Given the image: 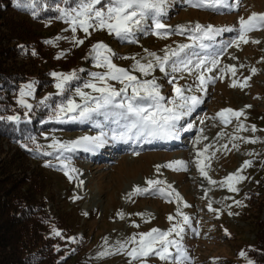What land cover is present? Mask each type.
<instances>
[{
  "label": "rangeland",
  "instance_id": "1",
  "mask_svg": "<svg viewBox=\"0 0 264 264\" xmlns=\"http://www.w3.org/2000/svg\"><path fill=\"white\" fill-rule=\"evenodd\" d=\"M227 3L232 6L231 9L220 8L213 11L195 7L189 0H167L161 22L171 26L169 34H155L152 21L149 20V27L144 32H137L134 42L118 39L106 30L90 29L91 35L86 36L78 29L73 34L69 24L56 17L31 21L33 28L44 38L41 46L44 56L39 60L40 70L49 73L52 83L45 91H38L39 77L36 75L21 83L23 86L33 82L34 95L26 97L33 105L30 111L17 103L18 95L15 98L12 115H19L20 121L30 118V114L42 106L40 102L45 97H49L46 102L49 104L56 96H61L64 101L75 98L79 102L80 98L74 97L76 89L82 88L91 79L90 73L104 71L89 56L92 46L99 41L107 44L115 53L114 64L128 69L141 80L154 77L161 85L160 91L165 102L174 96V84L169 83L173 77L176 86H191L192 92H186V95H197L202 101L190 115L183 116L177 122L180 131L175 137L176 143L172 141V137L166 138L167 145H163L165 141L160 137L113 140L111 130H119L118 125L113 122L112 117L106 118L103 114H94L91 119L83 122L69 123L50 119L62 127L46 130L36 139V145L42 146L41 151H52L47 146L53 139L68 142L84 136H98L101 132L108 133L107 143L95 149V152L78 148L65 153L70 157L66 163L77 170L71 173V179L62 170L55 155L42 159L43 155L37 154L36 147L29 148L36 160L40 159V164L54 165L46 166L45 176L49 185L44 193L47 201L45 208L48 214L54 217L62 215L73 225L74 235H61L65 243L63 257H69L67 264H142V261L146 264H177L174 259L163 261L154 255L133 260L127 252L137 245L131 242L125 244L124 251L115 252L120 243L129 241L133 236L138 241L140 233H147L152 229L167 231L177 223L184 227L182 238L175 237V233L170 238L180 239L188 256L183 264H249V261H254L247 248L255 245L259 206L264 203V171L260 168L264 165V29L248 33L250 42L241 43L239 48L226 47L236 38V31H224L212 40H204L203 43L207 45L205 48L200 47L199 40L191 39L190 31H184L183 34L176 31L178 25L191 27L196 23L216 28H238L240 17L247 18L253 12L264 13V0H229ZM57 4L60 7H70L74 6V0H69L68 4L62 0H54L55 10ZM20 8L29 17L36 11V8ZM73 35L83 39L84 43L76 45ZM58 36L66 39L56 40ZM252 40L259 43H252ZM181 44L192 45L179 58L194 62L190 66L191 72H172L170 67H166L169 74L165 75L157 67L145 76L133 68L136 60L147 63L154 59L145 50L162 57L166 51L170 52ZM6 45L10 47L8 43ZM217 56L219 64L216 67L209 63L199 71L195 69L198 59L207 57L210 60ZM6 61L11 64L20 62V59L12 57L6 58ZM230 65L235 66V76L228 70ZM207 68L212 70L209 72ZM252 68L257 69L255 74L252 73ZM73 70L77 71L79 79L71 81L65 92L58 95L56 78L51 73H71ZM200 72L212 78L204 91L197 88L199 81L196 77ZM246 77H250L247 86L241 87L240 84ZM233 80L237 81L235 87L231 86ZM110 83L116 88L121 86L117 81ZM57 105L59 103L52 104L51 117L54 116ZM223 109L242 110L243 115L239 119L231 117V122L225 124L216 115ZM240 123H243L244 128H239ZM189 124L192 127L184 131ZM253 125L255 131H252ZM250 140L256 142H248ZM174 144L176 145L172 146ZM171 147L179 150L169 153ZM98 152L102 154L99 155ZM199 153L203 155H198ZM17 158L14 145L5 143L0 150V179L4 178L3 170L10 160L22 163ZM246 160L252 163L240 173L247 179L234 185L239 191L233 192L226 186L221 187L220 182L229 174L236 173ZM172 161H184L186 168L177 170L165 166ZM198 161H203L207 176L201 174ZM23 163L26 167H37V163L31 160H24ZM17 173L21 175L19 171ZM148 180L163 183L154 186L150 192L137 194L134 189L148 188ZM159 188L165 190L164 194L156 190ZM235 201L241 203L237 204ZM209 203L213 210L209 209ZM178 208L180 213L189 217L187 225L183 224V215L178 214ZM261 211L263 216L264 209ZM230 212L233 214L229 215ZM170 215L174 219L169 220ZM54 230L61 234V230L52 228L46 232L45 237L55 235ZM76 236L83 239L82 251L77 256ZM105 249L114 254L98 258ZM170 250L175 253L174 248ZM241 252L245 255L241 256Z\"/></svg>",
  "mask_w": 264,
  "mask_h": 264
},
{
  "label": "snow or ice",
  "instance_id": "2",
  "mask_svg": "<svg viewBox=\"0 0 264 264\" xmlns=\"http://www.w3.org/2000/svg\"><path fill=\"white\" fill-rule=\"evenodd\" d=\"M42 0H12V3L16 7H24L35 9L37 4ZM63 3L68 4L69 0H62ZM167 0H74V6L60 7L56 5V10L59 12L58 19L65 20L75 34L77 30H82L86 36L91 35L90 29L92 30H106L109 34L114 35L116 38L134 42V38L137 32H144L149 27V20L152 21V27H154L155 34L157 35H168V29L171 27L161 22V19L165 12V5ZM195 7L208 8L213 11H218L220 8H229L232 6L227 3V0H189ZM35 17L36 11L32 12ZM264 29V13H251L247 18H239L238 28H216L212 25H201L196 23L195 25L188 27L185 25L176 26V31L183 34L184 31H190L192 33L191 39L193 41H200V47L205 48L207 45L203 43L204 40H212L215 36L221 34L224 31H236L237 36L231 40L226 47H237L239 48L241 43H249L247 34L255 31ZM56 40L66 39V37H56ZM76 45L84 43L83 39H78L75 35L72 37ZM54 41H46V43H53ZM252 43H259L257 40H252ZM190 44H181L177 48L166 51L161 57L154 52H148V56L153 57V60H148L147 63H141L136 60L133 65L134 69L139 70L142 74L147 76L150 72L159 68L165 75L169 73L166 71V67H170L172 72L177 71H188L191 72L190 67L194 62L191 59H179L185 49L190 48ZM23 47V46H21ZM35 55V52H33ZM63 55V53H61ZM98 68L104 69V71L90 73L91 79L83 84V87H78L74 93V97H79L80 100L77 102L75 98H68L62 101L54 109L55 118L61 122H83L92 118L94 114H103L105 117H112L113 122L118 125L119 130L116 128L111 130V138L113 140H132L146 138H171L176 137L179 134L180 129L177 128V122L182 119L183 116L190 115L195 108L202 102L201 98L194 94L186 95V92H192L191 86H176L173 80L169 83H173L174 96L165 102V97L161 94V85L157 83L156 79H144L141 80L137 76L132 75L128 69L119 67L113 63L112 49L102 41L97 42L92 46L89 53ZM59 58V57H57ZM135 60V57H132ZM211 64L212 67H216L219 64L218 56L216 58L198 59L195 62V69L199 71L202 66ZM243 67V65H241ZM207 71H211L212 68H207ZM235 76V66H228ZM80 71H83L81 69ZM252 73L255 74L257 69L252 68ZM56 78L55 87L58 89V95H62L69 83L73 80L79 79L77 71L73 70L71 73H51ZM199 81L197 88L200 91H204L206 85L212 80L210 77H206L204 72L196 77ZM250 77H246L244 82L240 84L241 87L247 86V81ZM110 81H117L121 85L116 88ZM233 87L237 86V81L233 80ZM90 89L91 91H85ZM130 90V91H129ZM34 95V83L29 82L19 89L17 103L27 109L31 110L33 105L28 102L26 97H32ZM49 97H45L40 104L47 106L46 102ZM250 107V106H248ZM228 115H225V114ZM27 116V113H25ZM220 120L227 124L231 122V117L239 119L243 115V111H235L232 109H223L221 112L216 114ZM19 115H11L7 117L0 116V120H7L13 123L20 122ZM203 123V121H201ZM192 127L191 124L188 128L183 129L187 131ZM239 128H244L243 123L239 124ZM255 126H252V131H255ZM239 139V137H234ZM33 144L36 143L35 139L29 138ZM108 140V133L101 132L98 136H84L74 141L61 142L53 139L52 143L47 147L51 148L52 151H41L40 145H36L35 151L38 155L53 156L59 162L62 170H65V174L69 175L71 179V173L77 170L71 168L67 160L70 157L66 156L65 153H71L78 148H83L86 151H94L97 148L103 147ZM248 142H256L250 140ZM235 146V145H234ZM27 147V145H22ZM198 155H203L199 153ZM251 161L246 160L240 169L236 173L229 174L224 181L220 182L221 187H227L230 191H239L234 185L240 181L247 179L240 173L245 167L251 166ZM45 166L53 167L51 163H47ZM166 167L175 168L177 170L186 168L184 161H172L169 162ZM202 175L207 176L205 171V165L203 161H198L197 165ZM159 168V166H158ZM81 183H83L81 181ZM163 183L159 180H148V188L141 189L137 187L134 191L137 194L150 192L154 189V186ZM215 184L216 181H211ZM169 188L171 185L168 186ZM161 194H164L163 188L156 189ZM171 195V193H168ZM178 196V194H177ZM240 204V201H235ZM210 210L212 209L211 203L208 205ZM219 211V210H214ZM178 214L180 213L179 208L177 209ZM233 213H229L232 215ZM142 215V214H140ZM122 216V214H121ZM174 219L171 215L169 220ZM189 223V217L183 215V224ZM184 227L177 223L167 231H161L159 229H152L147 233H140L139 240L137 241L136 236L129 238V241L120 243L119 247L115 249L116 253L124 251L126 243H135L137 246L133 247L127 252V255L133 260L140 257H148L154 255L159 257L160 260L168 261L174 259L177 264H183L184 260L188 259L186 251L180 242V239L170 238L175 233V237L182 238ZM54 234L59 236L60 232L54 230ZM175 249V253L170 249ZM114 254L109 251L100 253L101 256ZM241 256L245 253L241 252ZM142 264H146L142 261ZM249 264H252L249 261Z\"/></svg>",
  "mask_w": 264,
  "mask_h": 264
},
{
  "label": "trees",
  "instance_id": "3",
  "mask_svg": "<svg viewBox=\"0 0 264 264\" xmlns=\"http://www.w3.org/2000/svg\"><path fill=\"white\" fill-rule=\"evenodd\" d=\"M53 5L54 0H42L37 4V15L29 17L20 7L14 6L12 0H0V116L13 114L21 83L27 82L32 76L39 77L38 91L47 90L52 83L49 73L40 70L44 38L33 28L31 21L57 18L59 12ZM14 16L22 19L18 20ZM12 57L20 59V62L6 63V58ZM55 98L19 123L0 120V150L5 143L14 145L17 159L22 161L17 163L10 160L4 167V178L0 179V264H67L69 260V257H63L65 243L61 235H74L73 225L62 215L54 217L46 212L44 193L49 185L45 176L47 169L29 150L30 147H36L30 137L36 141L44 131L62 127L50 120L52 104L64 101L61 96ZM41 158L46 159V156ZM24 160L36 162L37 167L24 166ZM260 168L264 171V165ZM262 209L264 203L259 206L255 245L247 248L254 259L252 264H264ZM52 228L61 230V234L45 237ZM75 240L77 256L82 251L83 239L76 236Z\"/></svg>",
  "mask_w": 264,
  "mask_h": 264
},
{
  "label": "bare ground",
  "instance_id": "4",
  "mask_svg": "<svg viewBox=\"0 0 264 264\" xmlns=\"http://www.w3.org/2000/svg\"><path fill=\"white\" fill-rule=\"evenodd\" d=\"M160 139V138H159ZM164 143H163V145H167V140H166V138H163V140H162ZM172 141L173 142H175L176 140H175V137H172ZM161 142V141H160ZM176 143V142H175ZM160 144V143H159ZM176 144H174V145H172V146H175ZM181 148V147H180ZM170 152L169 153H173L174 151L175 152H177L178 150H179V148H174V147H171L170 149ZM91 152H93V151H91ZM99 153V155H101L102 153L101 152H98ZM105 153V152H104ZM95 155H97L98 156V154L96 153ZM105 251H108V249H105L103 252H105ZM102 253V252H101ZM106 256V255H105ZM100 257H103V256H101L100 254H99V256H98V258H100Z\"/></svg>",
  "mask_w": 264,
  "mask_h": 264
}]
</instances>
